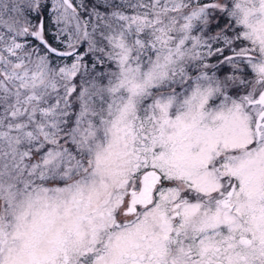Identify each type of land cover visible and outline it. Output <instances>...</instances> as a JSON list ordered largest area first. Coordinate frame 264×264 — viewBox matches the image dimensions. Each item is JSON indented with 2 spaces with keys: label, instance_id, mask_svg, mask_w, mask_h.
<instances>
[{
  "label": "snow or ice",
  "instance_id": "1",
  "mask_svg": "<svg viewBox=\"0 0 264 264\" xmlns=\"http://www.w3.org/2000/svg\"><path fill=\"white\" fill-rule=\"evenodd\" d=\"M0 264H264V0H0Z\"/></svg>",
  "mask_w": 264,
  "mask_h": 264
}]
</instances>
